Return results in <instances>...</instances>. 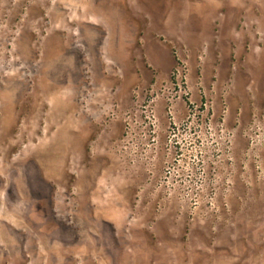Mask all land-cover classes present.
Masks as SVG:
<instances>
[{
	"label": "rangeland",
	"instance_id": "1",
	"mask_svg": "<svg viewBox=\"0 0 264 264\" xmlns=\"http://www.w3.org/2000/svg\"><path fill=\"white\" fill-rule=\"evenodd\" d=\"M0 264H264V0H0Z\"/></svg>",
	"mask_w": 264,
	"mask_h": 264
}]
</instances>
